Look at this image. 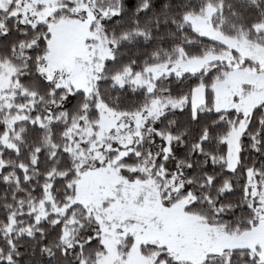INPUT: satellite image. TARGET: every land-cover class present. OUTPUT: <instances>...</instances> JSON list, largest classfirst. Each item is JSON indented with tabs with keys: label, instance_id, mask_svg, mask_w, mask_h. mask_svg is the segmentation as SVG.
<instances>
[{
	"label": "snow or ice",
	"instance_id": "1",
	"mask_svg": "<svg viewBox=\"0 0 264 264\" xmlns=\"http://www.w3.org/2000/svg\"><path fill=\"white\" fill-rule=\"evenodd\" d=\"M0 264H264V0H0Z\"/></svg>",
	"mask_w": 264,
	"mask_h": 264
}]
</instances>
